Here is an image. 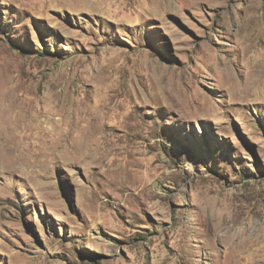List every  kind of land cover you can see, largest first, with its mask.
<instances>
[{"label": "rangeland", "instance_id": "obj_1", "mask_svg": "<svg viewBox=\"0 0 264 264\" xmlns=\"http://www.w3.org/2000/svg\"><path fill=\"white\" fill-rule=\"evenodd\" d=\"M263 248L264 0H0V264Z\"/></svg>", "mask_w": 264, "mask_h": 264}, {"label": "bare ground", "instance_id": "obj_2", "mask_svg": "<svg viewBox=\"0 0 264 264\" xmlns=\"http://www.w3.org/2000/svg\"><path fill=\"white\" fill-rule=\"evenodd\" d=\"M233 83H234V82H233ZM232 85H233V84H232ZM10 137H11V136H10ZM88 138H89V137H88ZM15 139H16V138H15ZM73 140H74V139H73ZM78 140H79V139H78ZM75 141H77V139H76ZM75 144H77V143H75ZM5 148H6V147H5ZM77 153H78V152H77ZM256 231H257V230H256ZM255 233H256V232H255ZM257 234H258V233H257ZM253 235H255V234H253ZM252 237H253V236H252ZM256 237H257V236H256ZM256 237H255V238H256ZM255 238H254V239H255ZM252 240H253V239H252ZM253 241H254V240H253ZM263 249H264V248H263Z\"/></svg>", "mask_w": 264, "mask_h": 264}]
</instances>
